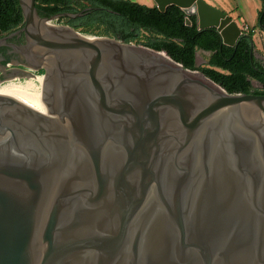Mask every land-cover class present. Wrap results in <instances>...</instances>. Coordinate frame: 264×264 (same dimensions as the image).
Listing matches in <instances>:
<instances>
[{
  "label": "water",
  "instance_id": "water-1",
  "mask_svg": "<svg viewBox=\"0 0 264 264\" xmlns=\"http://www.w3.org/2000/svg\"><path fill=\"white\" fill-rule=\"evenodd\" d=\"M18 2L37 76L0 80V264H264V94L51 22L90 7ZM154 2L226 45L242 35L204 0Z\"/></svg>",
  "mask_w": 264,
  "mask_h": 264
},
{
  "label": "trees",
  "instance_id": "trees-1",
  "mask_svg": "<svg viewBox=\"0 0 264 264\" xmlns=\"http://www.w3.org/2000/svg\"><path fill=\"white\" fill-rule=\"evenodd\" d=\"M260 1L256 27L264 31V0ZM35 7L40 16L77 13L90 7L79 16H61L51 22L70 25L86 36H115L164 51L183 66L200 70L228 93L264 94V60L251 53L252 30L242 33L236 44L229 46L222 43L215 27L199 29L195 15L189 17L191 24L187 25L185 13L174 4L161 11L156 5L147 6L133 0H35ZM22 24L18 0H0L1 34L6 35ZM198 50L209 52L200 66L196 65L195 58ZM8 60L9 57L0 61V66L6 67ZM43 72V69L37 71L40 75ZM3 77L0 70V80ZM252 80L261 87L254 89Z\"/></svg>",
  "mask_w": 264,
  "mask_h": 264
},
{
  "label": "flooded vegetation",
  "instance_id": "flooded-vegetation-1",
  "mask_svg": "<svg viewBox=\"0 0 264 264\" xmlns=\"http://www.w3.org/2000/svg\"><path fill=\"white\" fill-rule=\"evenodd\" d=\"M21 26L6 35L0 34V61L9 57L6 67H4L5 72H2L4 75L3 80L9 74L18 75L19 78L27 77L36 79V70L27 67L28 60L25 53L22 52L25 45V38L22 32L19 31ZM1 68L3 67L0 66V70Z\"/></svg>",
  "mask_w": 264,
  "mask_h": 264
},
{
  "label": "crops",
  "instance_id": "crops-1",
  "mask_svg": "<svg viewBox=\"0 0 264 264\" xmlns=\"http://www.w3.org/2000/svg\"><path fill=\"white\" fill-rule=\"evenodd\" d=\"M133 1H136L138 3L144 4L147 6L155 5L154 0H133ZM204 1H206L212 6L215 5L214 7L217 6L219 9H221L225 13H228V15H230L235 21H236L235 15L239 17L240 19H243L241 24H238V23L237 24L239 25L240 28L242 27L243 24H247L250 27V29L254 32V35H253V40H254L255 29L257 28L256 27L257 14L261 8L260 0H204ZM231 2L234 3V6L232 8L230 7ZM226 6L230 7L229 11L225 10L224 7ZM255 49H254L255 57L257 59L264 60V50L260 51V50H257V49L255 50Z\"/></svg>",
  "mask_w": 264,
  "mask_h": 264
},
{
  "label": "rangeland",
  "instance_id": "rangeland-1",
  "mask_svg": "<svg viewBox=\"0 0 264 264\" xmlns=\"http://www.w3.org/2000/svg\"><path fill=\"white\" fill-rule=\"evenodd\" d=\"M215 4V3H214ZM215 6V5H214ZM234 6V3L233 2H231L230 3V7L232 8ZM230 7H228V6H226V7H224L225 8V10H227V11H229V9H230ZM216 8H218L217 6H216ZM219 9V8H218ZM228 14V13H227ZM235 18H236V22L238 23V24H241V22H242V20L243 19H240L239 17H237L236 15H235ZM243 18V17H242ZM245 19V18H244ZM249 22H251V21H249ZM61 24H63V23H61ZM253 44H254V46H255V48L257 49V50H260V51H262V50H264V31L263 30H259V29H255V37H254V40H253ZM254 48V49H255ZM255 49V50H256ZM208 54H207V52H203V51H201V50H198V55H197V58H196V65L197 66H200V65H202V64H204L205 63V61H206V59H205V57L207 56ZM39 77H42V75H40ZM35 84H36V86H39L40 85V81L39 80H36L35 81ZM252 87L254 88V89H256V88H259V87H261L260 86V84L256 81V80H252Z\"/></svg>",
  "mask_w": 264,
  "mask_h": 264
},
{
  "label": "bare ground",
  "instance_id": "bare-ground-1",
  "mask_svg": "<svg viewBox=\"0 0 264 264\" xmlns=\"http://www.w3.org/2000/svg\"><path fill=\"white\" fill-rule=\"evenodd\" d=\"M40 82L42 80V77H38V79ZM39 86H36L35 82L30 85L29 87H27L24 91H22L18 97H17V101L21 102L22 104L31 107L34 98L37 94V90H38Z\"/></svg>",
  "mask_w": 264,
  "mask_h": 264
},
{
  "label": "built area",
  "instance_id": "built-area-1",
  "mask_svg": "<svg viewBox=\"0 0 264 264\" xmlns=\"http://www.w3.org/2000/svg\"><path fill=\"white\" fill-rule=\"evenodd\" d=\"M241 31L244 33H248L251 31L250 27L247 24H243L241 27Z\"/></svg>",
  "mask_w": 264,
  "mask_h": 264
}]
</instances>
